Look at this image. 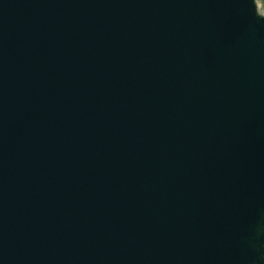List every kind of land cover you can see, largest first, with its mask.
<instances>
[{"label": "water", "instance_id": "obj_1", "mask_svg": "<svg viewBox=\"0 0 264 264\" xmlns=\"http://www.w3.org/2000/svg\"><path fill=\"white\" fill-rule=\"evenodd\" d=\"M0 264H264L258 0H0Z\"/></svg>", "mask_w": 264, "mask_h": 264}, {"label": "rangeland", "instance_id": "obj_2", "mask_svg": "<svg viewBox=\"0 0 264 264\" xmlns=\"http://www.w3.org/2000/svg\"><path fill=\"white\" fill-rule=\"evenodd\" d=\"M262 7L260 8L261 13L264 15V0H260Z\"/></svg>", "mask_w": 264, "mask_h": 264}, {"label": "built area", "instance_id": "obj_3", "mask_svg": "<svg viewBox=\"0 0 264 264\" xmlns=\"http://www.w3.org/2000/svg\"><path fill=\"white\" fill-rule=\"evenodd\" d=\"M258 6H259V11H260V8L262 7V3L260 2V0H258ZM261 12V11H260ZM262 14V13H261Z\"/></svg>", "mask_w": 264, "mask_h": 264}]
</instances>
